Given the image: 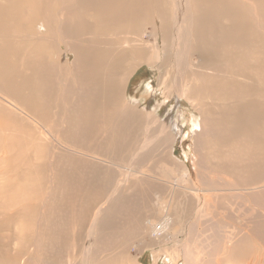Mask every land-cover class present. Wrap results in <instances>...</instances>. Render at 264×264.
<instances>
[{
	"label": "bare ground",
	"instance_id": "obj_1",
	"mask_svg": "<svg viewBox=\"0 0 264 264\" xmlns=\"http://www.w3.org/2000/svg\"><path fill=\"white\" fill-rule=\"evenodd\" d=\"M9 20L15 25L10 24ZM254 20L261 27L255 25ZM242 33L244 35L239 36ZM241 41L246 42L242 49L238 47ZM141 43L142 52H149L146 62L150 65L160 64L162 69L166 67L169 72L166 63L172 61L170 66L176 74L173 97L180 99V103H186L190 111L199 114L205 111L209 114V119L199 124L188 119V125L196 135L194 143L199 146L201 132L196 130L198 126H208L210 131L216 129V138L205 136L204 146L208 150H216L221 157L225 156L231 163L228 166L231 168L229 174L243 177L247 161L251 163L252 173L257 169L264 170L261 147H249L246 145L247 140L232 136L222 122V115H216V109L223 111L227 107L235 114L243 112L244 108L241 109V102L234 94L232 84L239 75L241 78L238 83L246 87L250 111L255 110L251 103L256 100V94L264 91V0H0V109H3L0 119V164L9 161L13 172L24 171L25 162L43 160L41 170L47 166L44 174L52 188L49 186L51 190L43 203V210L39 209L42 216L38 217L37 233L43 234L49 225L46 219L50 218V212L46 208L56 188L61 197L76 187L73 162L77 161L79 155L86 159L85 175L94 172L91 168L93 166L95 171L100 169L98 163H94L97 160L103 163L105 183L113 185L109 191L110 197L95 211L89 237L84 242L83 264H97L99 259L108 256L102 253L106 248V237L98 236V231L101 218L116 214L112 210L125 211L134 216L130 208H143L147 203L153 211L158 206L157 216L169 217L173 203H181L177 197L178 192L184 193L187 199L182 202V208L188 202L194 203L193 197L196 199L190 191H196L193 187L198 186L197 181L193 179L190 170L186 171L185 166L182 168L185 163H180L181 159L172 156L177 138L172 129L177 130L178 126L173 116L175 112L161 114L156 105L140 109V105L130 101L132 98L129 101L125 98V94H129L128 79L144 63L139 61L145 58L140 48V57L134 54V49ZM257 46L261 49L253 53V47ZM131 52L134 56L130 57ZM66 55L70 56L64 58ZM252 86L259 89L253 92L254 98L251 95ZM133 93L131 96H134V100L138 99L139 89ZM152 103L158 102L153 100ZM94 111L96 115H93ZM140 111L143 116H138ZM13 118L30 126L31 133L26 131L25 136L10 128ZM165 122H169L172 128ZM250 122L246 129L264 130L263 123L253 121V118ZM140 126H143L144 135L151 139L138 144V134L134 135L127 130ZM76 133L80 135L78 139ZM147 143L148 147L155 149L144 145ZM247 147L250 156L245 152ZM30 152L36 158L25 161ZM164 154L178 167L160 162ZM154 155L160 156V160L156 159L159 162L152 171L149 161ZM193 155L196 171L198 156ZM256 162L259 163L258 167L254 166ZM0 168L3 173L5 167L1 165ZM26 168L38 167L27 164ZM122 171L127 177L134 175L137 179L127 182L131 179L125 177L117 181L118 177H123ZM222 181L227 185L229 179L223 177ZM126 182L132 184L133 188H122ZM159 183L165 184L163 189L168 192L149 195V187L151 190L152 185L157 186ZM226 185L220 186L225 189ZM220 186L206 185L201 190L216 192ZM248 188L255 192L264 191V180L254 186L238 189ZM16 189L18 192L15 195L23 198L24 195L20 193L24 189ZM174 190H177L175 194L172 193ZM26 191L29 192V189ZM86 195L90 202L94 200L90 190H87ZM125 195L137 199L136 204L125 203ZM31 198L34 201L36 197ZM163 199H169L170 203ZM203 209H206L204 205ZM44 215V223H47L45 228L41 221ZM132 226L135 224L126 220L121 225H113V228H103L107 229L103 235L110 232L120 234L121 231L130 234L134 230ZM159 230L155 225L154 232ZM48 239L51 240L50 236ZM123 246H119L115 254L120 251L123 253ZM128 247L126 244V251L131 246ZM95 255L99 256L97 262L92 260ZM199 257L184 254L183 259L187 264H198ZM21 264H24L23 260Z\"/></svg>",
	"mask_w": 264,
	"mask_h": 264
},
{
	"label": "rangeland",
	"instance_id": "obj_2",
	"mask_svg": "<svg viewBox=\"0 0 264 264\" xmlns=\"http://www.w3.org/2000/svg\"><path fill=\"white\" fill-rule=\"evenodd\" d=\"M9 21L10 24L14 23L11 20ZM254 21L255 25H259L256 20ZM14 28L15 27H12V29ZM243 35L244 34L242 33L239 36ZM151 39L153 38L151 37ZM161 41L162 39L159 38V42ZM142 44L143 43L134 49V54H137L139 57V48ZM245 45L246 42L241 41L238 44V47L242 49ZM260 49V46L253 47V53ZM140 52L141 55L145 56V58L139 61L140 63H144L139 65L130 76V78L134 76L131 79L132 82L130 81V78L128 79L127 92H129V94L126 93L125 98L128 101L132 98L130 101L135 104L137 103L136 105H140V109H142L143 106L156 105L157 111L161 114L167 113V111L175 112L173 113V116L177 119L176 121L178 122V126L176 129L178 131L172 129L173 133H176L177 137L173 145L172 156H176L181 159L182 162L180 163H185L182 168L185 166L186 168L184 169L186 171L190 170L193 174V179L195 178L198 186L195 185L193 188H196V191H190V194L194 195L195 198L200 201V204L197 205L196 209H192L190 202L186 203L184 208H182V202V204L177 202L173 203L172 208H170L169 217H166L168 215L159 216V214L157 216L156 210H158V206L156 205L153 211L151 208H148L147 203L143 208H130L132 209L131 212L135 213L134 216L125 211H114L111 209L116 214L112 217L110 215L101 218L99 225L100 230L98 231V236H101V238L106 237V248L102 251V253L107 254L108 256L99 259V256L95 255L92 260L97 262L99 259L97 264H155L156 262L159 264H187L183 259L185 254L190 256L200 255L198 264H264V191L255 192L250 190V188L247 190L238 189L240 187L254 186L256 183L264 180V170L257 169L252 173L251 163L250 161H247V168L243 177H240L239 174H229L231 168L228 166H231V163L225 158V156L223 155L221 157L216 150H208L204 146L206 144L204 139L205 136L210 135L211 139H215L216 135H218L216 129H212L210 131L208 126L204 128L200 126L197 127L196 130L201 132L198 142L199 146H197L194 143L196 135L190 125H188V119L190 118L191 121L199 124L206 122L210 117L209 114L205 111L200 114L193 110L190 111L186 103H180V99L173 97L175 94L173 90L176 74L170 66L171 60L166 63V65L168 64L167 67L169 66V72H167L166 67H163L162 69L160 64L150 65L146 62L149 53L148 50L142 52L141 47ZM129 54L130 57L134 56L132 52ZM70 55H66L64 58H68ZM71 58L73 57L71 56ZM162 75L165 76L163 77ZM165 78L166 80L164 81ZM239 78H241V75H239L237 77V81H233L232 84L234 94L236 95L239 103L241 102V109L244 108L243 112L235 114L232 109L227 107L223 111L216 109L218 111L216 115H222V122L230 131L232 136H239L244 141L247 140L246 145L249 147L257 148L260 146V156L264 157V130H250L245 128L247 125L251 124V118H253V121L257 120L260 124H264V91L258 92L259 89L252 86V97L254 98L253 92L258 93L256 94V100L251 103L255 110L254 112L250 111L246 87L238 83ZM137 89H139V97L134 100V96L132 97L131 95L134 94L133 92L137 91ZM153 100H156L158 103H152ZM177 100L179 101L181 108L177 106ZM176 111H178V113H176ZM1 112L0 119H2L3 109ZM140 113L141 111L138 116H143ZM96 114L97 112L94 111L93 115ZM225 116H227L228 119ZM229 119H232V121L230 122ZM11 121H15L16 124H14L15 122H11L10 128L15 129L18 133H21L22 135H25L26 131L29 134L31 133V127L25 126L23 121L16 118H13ZM55 123L56 122H54V124ZM165 123L172 128V125L169 124V122ZM3 125L6 127V124ZM127 131L133 133L134 135L138 134V144L146 143L147 140L151 139L144 135L143 126L135 129H129ZM164 131H166V128H164ZM183 132H186L185 137L182 136ZM35 133H38V131ZM78 136L80 135L76 133V139H78ZM152 139L156 140V138ZM144 145L148 147V143ZM148 148L155 149L151 146ZM225 151H228V149ZM32 152H30V155L24 159L25 161L36 158L34 155L32 156ZM245 152L250 156V150L248 147ZM193 154H197L196 156H198V170L196 171H194L196 166L192 160V156H194ZM152 158V161L150 159L149 164L151 165L152 171H154V165L159 162L158 160L156 162V159L159 158L160 160V156L157 157V155H154ZM76 159L77 161L74 160L73 162L76 187H74V190H71L68 194L61 197L57 194L56 188V193L51 199L52 203L49 202L46 208V210L50 212V218L46 219V222L49 225H47L46 222L44 223L46 217L45 215L41 219L43 228L48 226L46 231H43V234L41 233L42 235L37 233L39 223L38 217L42 216V211L39 209L43 210V203H45V199L52 188L50 180H48L44 174V170L47 166L42 167V171L41 163L43 160L41 162H39V160L37 162H25L24 171L22 169L19 172H13L11 169L12 165L9 161L5 160V162L0 164V166L2 165L5 167V171L3 173L0 172V260H4V262L2 260L0 264H6V262L7 264H21L22 260L24 261V264H42V262L43 264H83L84 242L86 238L89 237L90 226L95 211L99 205L110 197L109 191L113 185L111 186L104 181L103 175L105 169L103 168L102 162L100 163L99 161L94 160V163H98L97 165L100 166V169L95 171L93 166L91 168L94 172L91 175H85L86 159L81 155H79ZM167 162V164H170L174 168L178 167V165H176L172 160H168ZM200 163L203 164L200 165ZM27 164H34L38 168H26ZM258 165V162L254 164L255 167H258ZM15 166L13 167V170L15 169ZM66 170H69L68 166H66ZM199 171H201V174ZM121 173L123 174V177H118L117 181L127 177L123 171ZM198 174L200 175L198 176ZM15 175L19 177L17 178ZM13 176L17 178L16 181L20 184L16 181L12 182L15 180ZM160 176L162 175L160 174ZM223 177L229 179L227 185L224 181H222ZM127 178L131 179L127 182L137 179L134 175L128 176ZM32 179L35 181L34 183L33 181H30ZM9 183H11V185ZM40 184L42 187H40ZM44 184H46V186H44ZM221 184L226 185V188L224 189V187L220 186ZM206 185L210 187L220 186L221 188L216 192H208L205 189L201 190L203 187H206ZM164 186L165 184L163 183H159L157 186L152 185L151 190V186L149 187L148 194H165L168 190L163 189L165 188ZM16 188L21 189V191L22 188L24 189V192H19L24 195L23 198L21 195H15V193L18 192ZM122 188L130 189L133 188V185L127 183ZM27 189H29V192L26 191ZM87 190H90L93 193L94 200H91V202L88 199V195H86ZM176 192L177 190H174L172 193L175 194ZM33 194L40 195L35 196ZM30 195L31 197H36L34 201L33 198L29 197ZM180 196L185 197V194L178 192V200H180ZM6 197L8 198L5 199ZM136 200L137 199H132L129 196H126L124 202L135 205ZM162 201L169 202V199H163ZM203 205L206 209H203ZM30 206L32 208L34 207L33 210H31ZM6 207L9 208L7 209ZM7 210H9V212H7ZM23 210L24 212L26 210V212L23 213ZM18 211H21V213ZM60 211H62V213ZM57 218L60 220L58 221ZM126 220L135 224V226L131 227V229L134 228V230L130 234L121 231L120 234L110 232L107 235H103V233L107 231V229L103 230V228H113V225H121L122 222ZM35 221H37V223ZM167 221H170L171 224H167ZM155 225L160 228V230L156 233L154 232ZM163 227L165 228L163 229ZM25 230L27 231L24 233ZM30 230L35 232L33 233ZM26 233L28 234L26 235ZM37 235L39 237H37ZM33 236H36L37 238ZM49 236L51 240L48 239ZM52 243L54 244L52 245ZM123 244V253L120 251L118 254H115L118 247ZM126 244H128L129 247L131 246L130 248L128 247L129 250L127 251L125 250ZM7 247L8 249H6ZM55 250L58 252H55ZM41 252L43 256H41ZM38 256L41 260L38 259ZM47 257L50 259H47ZM129 259L132 261H129ZM8 260L11 261V263Z\"/></svg>",
	"mask_w": 264,
	"mask_h": 264
},
{
	"label": "crops",
	"instance_id": "obj_3",
	"mask_svg": "<svg viewBox=\"0 0 264 264\" xmlns=\"http://www.w3.org/2000/svg\"><path fill=\"white\" fill-rule=\"evenodd\" d=\"M175 157H176V156H175ZM168 160H169L168 157H166L165 154H164V155L162 156L160 162H167ZM188 170H189V169H188ZM179 198H180V202H183V201L187 200L186 197H183V196H180ZM194 201H195V202H194ZM192 202H194V203L191 204V208H192V209H196L197 205L200 204V203H199L200 201L197 200V199H194V197L192 198Z\"/></svg>",
	"mask_w": 264,
	"mask_h": 264
}]
</instances>
